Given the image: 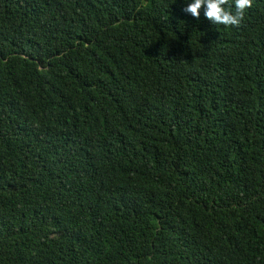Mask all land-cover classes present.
I'll return each instance as SVG.
<instances>
[{
    "label": "trees",
    "instance_id": "1",
    "mask_svg": "<svg viewBox=\"0 0 264 264\" xmlns=\"http://www.w3.org/2000/svg\"><path fill=\"white\" fill-rule=\"evenodd\" d=\"M185 3L0 0V264H264V0Z\"/></svg>",
    "mask_w": 264,
    "mask_h": 264
},
{
    "label": "clouds",
    "instance_id": "2",
    "mask_svg": "<svg viewBox=\"0 0 264 264\" xmlns=\"http://www.w3.org/2000/svg\"><path fill=\"white\" fill-rule=\"evenodd\" d=\"M251 0H186L183 11L192 17H198L200 10L203 16L213 25L238 26L244 16L245 10L250 7Z\"/></svg>",
    "mask_w": 264,
    "mask_h": 264
}]
</instances>
